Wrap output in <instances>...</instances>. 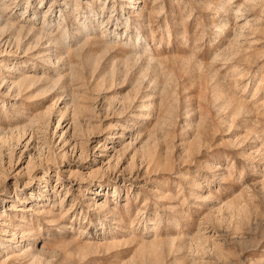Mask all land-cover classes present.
Returning <instances> with one entry per match:
<instances>
[{"label": "rangeland", "instance_id": "obj_1", "mask_svg": "<svg viewBox=\"0 0 264 264\" xmlns=\"http://www.w3.org/2000/svg\"><path fill=\"white\" fill-rule=\"evenodd\" d=\"M0 264H264V0H0Z\"/></svg>", "mask_w": 264, "mask_h": 264}, {"label": "bare ground", "instance_id": "obj_2", "mask_svg": "<svg viewBox=\"0 0 264 264\" xmlns=\"http://www.w3.org/2000/svg\"><path fill=\"white\" fill-rule=\"evenodd\" d=\"M78 3V2H77ZM238 10V9H237ZM84 29H87V25L86 24H84ZM83 29V30H84ZM65 44H66V42H65ZM28 142V141H27Z\"/></svg>", "mask_w": 264, "mask_h": 264}]
</instances>
